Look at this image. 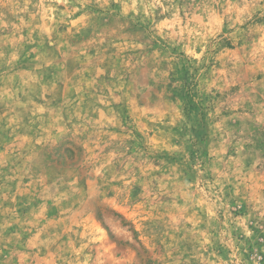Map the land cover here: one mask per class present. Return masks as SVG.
I'll use <instances>...</instances> for the list:
<instances>
[{
    "label": "rangeland",
    "instance_id": "374dc122",
    "mask_svg": "<svg viewBox=\"0 0 264 264\" xmlns=\"http://www.w3.org/2000/svg\"><path fill=\"white\" fill-rule=\"evenodd\" d=\"M0 264H264V0H0Z\"/></svg>",
    "mask_w": 264,
    "mask_h": 264
}]
</instances>
